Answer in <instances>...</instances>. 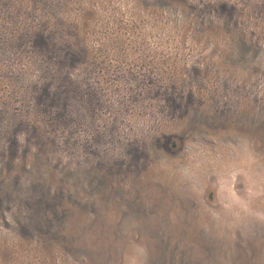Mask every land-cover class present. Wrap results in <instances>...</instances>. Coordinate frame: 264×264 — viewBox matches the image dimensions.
<instances>
[{
	"label": "rangeland",
	"instance_id": "obj_1",
	"mask_svg": "<svg viewBox=\"0 0 264 264\" xmlns=\"http://www.w3.org/2000/svg\"><path fill=\"white\" fill-rule=\"evenodd\" d=\"M0 264H264V0H0Z\"/></svg>",
	"mask_w": 264,
	"mask_h": 264
}]
</instances>
